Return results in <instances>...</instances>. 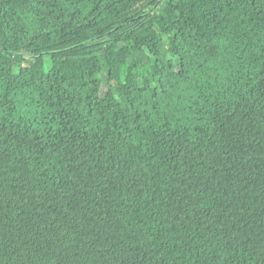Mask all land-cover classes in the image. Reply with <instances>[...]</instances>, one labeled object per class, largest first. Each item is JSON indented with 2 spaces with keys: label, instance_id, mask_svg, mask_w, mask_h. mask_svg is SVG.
<instances>
[{
  "label": "trees",
  "instance_id": "trees-1",
  "mask_svg": "<svg viewBox=\"0 0 264 264\" xmlns=\"http://www.w3.org/2000/svg\"><path fill=\"white\" fill-rule=\"evenodd\" d=\"M0 264H264V0H0Z\"/></svg>",
  "mask_w": 264,
  "mask_h": 264
}]
</instances>
